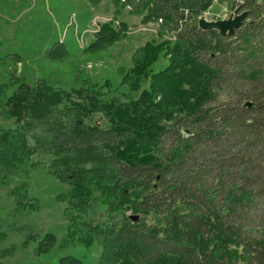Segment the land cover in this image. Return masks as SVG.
<instances>
[{"label": "trees", "instance_id": "obj_1", "mask_svg": "<svg viewBox=\"0 0 264 264\" xmlns=\"http://www.w3.org/2000/svg\"><path fill=\"white\" fill-rule=\"evenodd\" d=\"M215 1L247 12L232 35L200 27ZM115 2L172 37L146 41L132 67H120L138 96L123 99L108 78L66 90L10 71L0 116L15 127L0 124V186L25 184L35 159L50 158L49 174L69 187L57 197L69 222L59 247L99 246L98 264H264V0ZM126 27L102 24L86 51L114 44ZM48 54L67 51L57 42ZM14 55L0 61H22ZM96 112L107 125L87 124ZM11 193L28 208L27 188ZM29 242L45 255L57 238ZM59 264L91 263L65 255Z\"/></svg>", "mask_w": 264, "mask_h": 264}, {"label": "rangeland", "instance_id": "obj_2", "mask_svg": "<svg viewBox=\"0 0 264 264\" xmlns=\"http://www.w3.org/2000/svg\"><path fill=\"white\" fill-rule=\"evenodd\" d=\"M234 11L226 2L215 1L200 18L225 19ZM107 22L117 28L125 22L123 37L103 50L86 51L101 25ZM171 38L162 32L157 22H144L143 14H133L115 0H0V56L13 60L17 54L22 58L19 63L0 61V80L7 79L10 71H16L34 80L46 76L55 87L71 90L108 78L114 87L120 86L118 94H122L123 99L137 97L138 91L121 83L120 67L130 69L133 53L146 41ZM57 42L66 48L63 58L48 54ZM166 64L167 59L163 57L154 64L153 70ZM148 85L149 80H145L142 87ZM0 124L14 128L15 119L1 114ZM87 124L107 125L108 120L103 113L96 112L87 118ZM50 162V158H37L36 166L22 179L25 184L16 180L0 186V250L15 248L11 256L0 259V264H59V259L65 255L98 264L99 246L90 250L59 247L67 236L69 222L64 213L65 204L57 197L69 187L49 174ZM21 186L35 198L23 201L27 209L18 207L11 193ZM46 233H53L57 238L48 254L37 255L35 242L24 244L28 235Z\"/></svg>", "mask_w": 264, "mask_h": 264}, {"label": "water", "instance_id": "obj_3", "mask_svg": "<svg viewBox=\"0 0 264 264\" xmlns=\"http://www.w3.org/2000/svg\"><path fill=\"white\" fill-rule=\"evenodd\" d=\"M247 17L246 11H240L236 8L234 14H231L229 18L219 19L215 21L205 20L203 18L199 19L200 27L204 29L216 28L223 34L232 35L237 28H239ZM247 104H251L248 102ZM135 219V218H134Z\"/></svg>", "mask_w": 264, "mask_h": 264}]
</instances>
